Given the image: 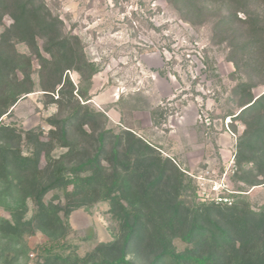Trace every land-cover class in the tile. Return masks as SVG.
Wrapping results in <instances>:
<instances>
[{
  "label": "trees",
  "instance_id": "16d2710c",
  "mask_svg": "<svg viewBox=\"0 0 264 264\" xmlns=\"http://www.w3.org/2000/svg\"><path fill=\"white\" fill-rule=\"evenodd\" d=\"M178 1L192 12L218 6L216 26L238 22L245 28L241 44L237 33L227 34L235 70L242 61L253 65L258 77L234 88L239 112L230 117L244 126L235 166L238 173L261 178L250 181L251 187L264 185V93H253L264 86V17L248 10L250 0ZM5 16L12 24L0 34V208L9 218H0V264H15L27 251L26 238L37 232L47 242L39 247L36 264H264V209L252 210L241 196L231 206L197 202L192 181L171 159L130 129L107 128L106 116L88 106L87 96L66 75L87 69L92 76L96 69L63 34L62 22L44 0H0V26ZM38 39L48 59L40 54ZM16 43H25L39 58L45 104L58 107L47 119L45 141L42 131L23 132L3 120L34 92L31 58L18 54ZM23 146L31 148L29 155ZM55 147L66 151L54 158ZM244 164L251 165L250 172L242 170ZM50 191L62 193L64 204L45 202ZM28 201L34 205L30 218ZM97 202L108 204L117 223L113 240L84 257L66 253L67 218ZM175 240L184 248L178 250Z\"/></svg>",
  "mask_w": 264,
  "mask_h": 264
},
{
  "label": "rangeland",
  "instance_id": "374dc122",
  "mask_svg": "<svg viewBox=\"0 0 264 264\" xmlns=\"http://www.w3.org/2000/svg\"><path fill=\"white\" fill-rule=\"evenodd\" d=\"M44 1L50 13L62 22L63 34L77 44L75 49L81 50L96 69L92 76L87 69L82 74L70 69L66 75L75 89L87 96L88 106L106 116L107 128L130 129L171 159L192 181L197 202L227 196L235 202L236 196H241L247 197L252 210L264 209V185H249L261 178L256 179L254 173H238L235 166L244 126L230 117L239 112L234 88L239 82L258 80L252 74L254 66L245 67L238 60L241 54L235 56L240 69L235 70L229 61L227 34L237 33L241 44L245 30L242 24L216 26L221 12L218 6L192 12L178 0ZM248 3V10H258L264 17V0ZM238 17L244 19L242 13ZM11 24V18L5 16L0 34ZM42 42L38 39L37 46L48 59ZM15 49L31 58L29 73L34 92L23 97L3 120L23 132L42 131L45 141L51 129L47 119L57 114L58 107L55 103L45 104L48 98L40 91L39 58L25 43H16ZM253 93H264V86L257 85ZM57 97L55 94L53 98ZM30 151V147L23 146L24 155ZM65 151L55 147L51 155L56 158ZM44 165L42 158L40 166ZM241 168L250 172L251 165ZM44 200L60 205L65 202L64 195L57 191H50ZM28 208L30 218L34 213L31 201ZM0 218H9L2 208ZM65 224L66 253L74 252L80 257L99 243L112 241L117 233V223L106 202L73 211ZM46 242L40 232L26 238L24 252L27 251L15 264H36L38 249ZM174 244L178 250L185 246L180 240ZM53 250L65 252L59 247ZM5 255L11 257L10 253Z\"/></svg>",
  "mask_w": 264,
  "mask_h": 264
},
{
  "label": "built area",
  "instance_id": "2783aa9c",
  "mask_svg": "<svg viewBox=\"0 0 264 264\" xmlns=\"http://www.w3.org/2000/svg\"><path fill=\"white\" fill-rule=\"evenodd\" d=\"M215 189H218V188H215ZM211 202H214L215 204L231 206L234 201H233V197L227 196V197H217L215 200H212ZM30 257L33 258L34 255L30 254Z\"/></svg>",
  "mask_w": 264,
  "mask_h": 264
}]
</instances>
